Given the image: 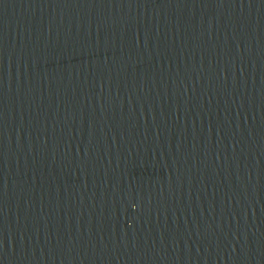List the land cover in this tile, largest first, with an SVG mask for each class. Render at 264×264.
<instances>
[{"label":"water","instance_id":"95a60500","mask_svg":"<svg viewBox=\"0 0 264 264\" xmlns=\"http://www.w3.org/2000/svg\"><path fill=\"white\" fill-rule=\"evenodd\" d=\"M0 264H264V0H0Z\"/></svg>","mask_w":264,"mask_h":264}]
</instances>
